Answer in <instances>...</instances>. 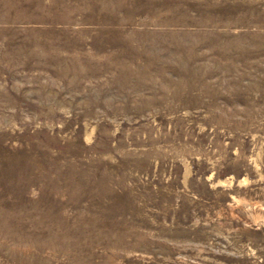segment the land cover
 Here are the masks:
<instances>
[{
    "label": "rangeland",
    "instance_id": "1",
    "mask_svg": "<svg viewBox=\"0 0 264 264\" xmlns=\"http://www.w3.org/2000/svg\"><path fill=\"white\" fill-rule=\"evenodd\" d=\"M0 264H264V0H0Z\"/></svg>",
    "mask_w": 264,
    "mask_h": 264
},
{
    "label": "bare ground",
    "instance_id": "2",
    "mask_svg": "<svg viewBox=\"0 0 264 264\" xmlns=\"http://www.w3.org/2000/svg\"><path fill=\"white\" fill-rule=\"evenodd\" d=\"M173 12H174V11H173ZM111 17H112V16H111ZM49 21H50V19H49ZM55 21H56V20H55ZM53 26H54V25H53ZM221 34H222V33H221ZM125 38H126V37H125ZM217 38H218V37H217ZM126 39H127V38H126ZM129 40H130V39L128 38V41H129ZM123 41H124V39H123ZM131 41H132V40H131ZM136 42H137V41H136ZM136 42H135V43H136ZM172 42H173V40H172ZM128 43H129V42H128ZM141 43H142V42H141ZM141 43H140V44H141ZM200 43H201V42H200ZM196 44H198V43H196ZM51 45H52V44H51ZM56 45H57V44H56ZM136 45H137V43H136ZM174 45H176V43H175ZM203 45H204V44H203ZM205 45H207V44H205ZM230 45H231V44H230ZM190 46H191V45H190ZM193 46H194V45H193ZM193 46H192V47H193ZM237 46H238V45H237ZM140 47H141V46H140ZM177 47H178V46H177ZM138 49H139V48H138ZM175 49H176V48H175ZM192 49H193V48H192ZM198 49H199V48H198ZM135 50H136V49H135ZM176 50H178V48H177ZM193 50H194V49H193ZM178 51H179V50H178ZM210 51L212 52V50H210ZM139 52H140V51H139ZM194 52H195V50H194ZM194 52H193V53H194ZM214 53H215V52H214ZM217 53H218V52H217ZM237 53H239V52H237ZM194 54H195V53H194ZM205 54H206V53H205ZM218 54H219V53H218ZM182 55H183V54H182ZM185 55H186V54H185ZM190 55H191V54H190ZM192 55H193V54H192ZM192 55H191V56H192ZM200 55H201V58H202V57H203L202 54H200ZM200 55H199V56H200ZM191 56H190V57H191ZM245 56H246V55H245ZM136 57H138V56H136ZM183 57H184V55H183ZM192 57H193V56H192ZM220 57H221V56H220ZM129 58H130V57H129ZM185 58L187 59V57H185ZM196 58H197V57H196ZM199 58H200V57H199ZM199 58H198V59H199ZM221 58H223V57H221ZM226 58H227V56H226ZM226 58H225L224 61H226ZM228 58H229V57H228ZM245 58H246V57H245ZM134 59H135V58H134ZM194 59H195V58H194ZM129 60H130V59H129ZM190 60H191V59H190ZM240 61H241V60H240ZM133 62H134V61H133ZM186 62H187V61H186ZM190 62H191V61H190ZM241 62H242V61H241ZM111 64H112V63H111ZM113 65H116V64H113ZM117 65H120V64H117ZM122 65H123V64H122ZM179 65H180V64H179ZM192 65H193V64H192ZM136 66H137V65H136ZM136 66H134V67H136ZM193 66H194V65H193ZM193 66H192V67H193ZM235 66H236V65H235ZM119 67H122V66H119ZM138 67H139V66H138ZM148 67H149V66H148ZM182 67H183V66H182ZM187 67L189 68V65H187ZM187 67H186V70H187ZM232 67H233V66H232ZM108 68H109V67H108ZM114 68H115V67H114ZM122 68H124V66H123ZM136 68H137V67H136ZM136 68H135V70L140 69V68H137V69H136ZM144 68H145V67H144ZM178 68H179V67H178ZM233 68H234V67H233ZM119 69H120V68H119ZM129 69H130V67H129ZM180 69H181V68H180ZM182 69H183V68H182ZM191 69H192V68H191ZM223 69H224V68H223ZM234 69H235V68H234ZM234 69H233V70H234ZM242 69H243V68H242ZM148 70H149V69H148ZM219 70H220V69H219ZM225 70H226V69H225ZM225 70H224V71H225ZM133 71H134V70H133ZM146 71H147V70H146ZM187 71H188V70H187ZM187 71H186V72H187ZM226 71H227V70H226ZM226 71H225V72H226ZM143 73H144V72H143ZM147 74H148V73H147ZM224 74H225V73H224ZM187 77H188V76H187ZM241 77H242V76H239V77H238L239 80H240ZM151 78H152V77H151ZM153 78H154V77H153ZM125 79H127V78H125ZM125 79H124V80H125ZM129 79H130V76H129ZM149 79H150V78H149ZM151 80H154V79H151ZM184 81H185V80H184ZM174 93H175V91H174ZM177 93H178V92H177ZM175 94H176V93H175ZM175 94H174V95H175Z\"/></svg>",
    "mask_w": 264,
    "mask_h": 264
}]
</instances>
